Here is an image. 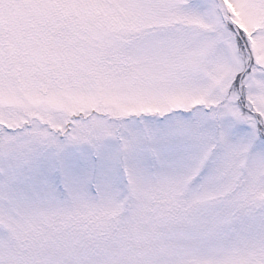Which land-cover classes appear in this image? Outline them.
<instances>
[{
    "label": "snow or ice",
    "instance_id": "obj_1",
    "mask_svg": "<svg viewBox=\"0 0 264 264\" xmlns=\"http://www.w3.org/2000/svg\"><path fill=\"white\" fill-rule=\"evenodd\" d=\"M0 264H264V0H0Z\"/></svg>",
    "mask_w": 264,
    "mask_h": 264
}]
</instances>
